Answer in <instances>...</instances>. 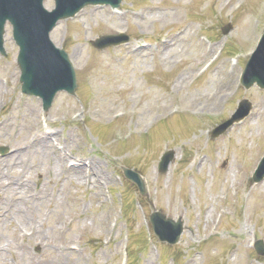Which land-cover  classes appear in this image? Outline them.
Listing matches in <instances>:
<instances>
[{
  "label": "rangeland",
  "instance_id": "1",
  "mask_svg": "<svg viewBox=\"0 0 264 264\" xmlns=\"http://www.w3.org/2000/svg\"><path fill=\"white\" fill-rule=\"evenodd\" d=\"M225 1L123 0L121 14L89 6L61 21L51 36L76 68L78 98L60 92L48 112L41 99L21 92L18 46L8 26V54H0V146L9 147L0 153V205L6 209L0 264H122L131 242L122 215L124 188L130 202L140 198L129 180L125 185L123 166L147 180L146 210L140 201L129 208L136 232L147 227L152 202L170 217L185 219L179 243L152 241L138 264H175L174 254L179 264H264L252 246L264 240V181L251 182L264 155V90L243 88L236 79L222 99L213 96L223 91L238 60L224 50L204 71L227 45L233 56L253 46L264 28V0H245L240 7L239 0ZM256 20V34L250 35L248 26ZM188 23L191 32L177 36ZM227 23L232 29L224 34ZM119 31H128L129 44L93 47L97 36ZM243 97L254 105L250 116L210 138L211 127L228 118ZM189 102L195 104L190 108L198 106L195 114ZM164 107L178 108L177 115L166 118ZM166 148L179 158L161 174L157 164ZM63 155L74 166L67 167ZM35 243L46 260L37 259Z\"/></svg>",
  "mask_w": 264,
  "mask_h": 264
},
{
  "label": "water",
  "instance_id": "2",
  "mask_svg": "<svg viewBox=\"0 0 264 264\" xmlns=\"http://www.w3.org/2000/svg\"><path fill=\"white\" fill-rule=\"evenodd\" d=\"M62 1V0H60ZM72 3V7L64 13H59L45 20L39 14L42 0H0V48L2 44L3 25L6 19H10L16 31L17 42L22 47L20 64L23 69L22 81L24 90L30 94H37L49 101L54 93L60 88L71 89L73 83V72L69 62L60 51H56L48 41V32L59 18L74 14L77 10L89 2L97 0H65ZM45 20L46 22H43ZM264 51V38L260 45ZM255 70L256 75L249 84L258 81L264 86V52L253 59L250 64V71ZM58 72L65 73L68 78L63 79ZM68 83V84H67ZM67 84V85H66ZM72 91V90H71ZM142 191H145V184L138 177ZM152 222L161 235L160 228H166L169 232H175L178 236L181 231L182 221L174 222L165 215L156 212L152 215ZM171 233L163 236L171 239ZM258 249L259 245H258Z\"/></svg>",
  "mask_w": 264,
  "mask_h": 264
},
{
  "label": "bare ground",
  "instance_id": "3",
  "mask_svg": "<svg viewBox=\"0 0 264 264\" xmlns=\"http://www.w3.org/2000/svg\"><path fill=\"white\" fill-rule=\"evenodd\" d=\"M183 76H184V75H182V76L180 77V80L183 78ZM233 82H234L233 77H230V78H229V84H232ZM192 104H193V102H192ZM4 216H6V209L0 205V218H2V217H4ZM19 232H20V234H21L23 237L26 236V234H25L22 230H19ZM34 246H35V248H37L39 245H38V244H34ZM3 250H4V248L0 247V251H3ZM47 257H48V254L45 253V252H43V251L41 250V251L39 252V255H38V258H37V259H39V260H46Z\"/></svg>",
  "mask_w": 264,
  "mask_h": 264
}]
</instances>
